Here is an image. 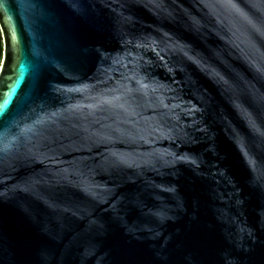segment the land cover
I'll list each match as a JSON object with an SVG mask.
<instances>
[{
  "label": "water",
  "instance_id": "water-1",
  "mask_svg": "<svg viewBox=\"0 0 264 264\" xmlns=\"http://www.w3.org/2000/svg\"><path fill=\"white\" fill-rule=\"evenodd\" d=\"M0 264H264V0H0Z\"/></svg>",
  "mask_w": 264,
  "mask_h": 264
},
{
  "label": "flooded vegetation",
  "instance_id": "flooded-vegetation-1",
  "mask_svg": "<svg viewBox=\"0 0 264 264\" xmlns=\"http://www.w3.org/2000/svg\"><path fill=\"white\" fill-rule=\"evenodd\" d=\"M1 38H2V37H1ZM0 43H2L1 46H0V55H2V52H3V41H2V42L0 41ZM1 51H2V52H1Z\"/></svg>",
  "mask_w": 264,
  "mask_h": 264
},
{
  "label": "rangeland",
  "instance_id": "rangeland-1",
  "mask_svg": "<svg viewBox=\"0 0 264 264\" xmlns=\"http://www.w3.org/2000/svg\"><path fill=\"white\" fill-rule=\"evenodd\" d=\"M2 35H1V30H0V41L2 42ZM2 44V43H1ZM2 52V51H1ZM1 61H2V55H0V64H1Z\"/></svg>",
  "mask_w": 264,
  "mask_h": 264
},
{
  "label": "trees",
  "instance_id": "trees-1",
  "mask_svg": "<svg viewBox=\"0 0 264 264\" xmlns=\"http://www.w3.org/2000/svg\"><path fill=\"white\" fill-rule=\"evenodd\" d=\"M0 46H1V43H0Z\"/></svg>",
  "mask_w": 264,
  "mask_h": 264
}]
</instances>
